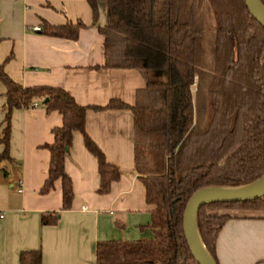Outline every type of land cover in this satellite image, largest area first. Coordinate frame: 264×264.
Here are the masks:
<instances>
[{
	"label": "trees",
	"instance_id": "trees-1",
	"mask_svg": "<svg viewBox=\"0 0 264 264\" xmlns=\"http://www.w3.org/2000/svg\"><path fill=\"white\" fill-rule=\"evenodd\" d=\"M93 23L103 3L106 23L104 66L141 68L146 86L128 105L111 99L105 106H82L60 87H24L13 81L0 62L6 88L2 141L7 158L10 116L40 100L47 112L62 115L52 129L47 179L41 194L62 184V209L74 197L65 172L74 132L97 161L98 194L110 192L121 177L85 131L88 109H129L134 124V170L152 207L153 237L137 241L98 242L96 264H197L182 228L185 205L196 191L209 187L250 185L264 176V26L255 21L243 0H86ZM264 6V0H260ZM82 22L51 25L44 35L76 40ZM47 99L45 103L43 101ZM264 212V197L235 204L201 207L196 226L215 264L216 241L229 214L210 210ZM48 224L47 216L41 220ZM21 264H41L38 251L22 252Z\"/></svg>",
	"mask_w": 264,
	"mask_h": 264
},
{
	"label": "crops",
	"instance_id": "crops-1",
	"mask_svg": "<svg viewBox=\"0 0 264 264\" xmlns=\"http://www.w3.org/2000/svg\"><path fill=\"white\" fill-rule=\"evenodd\" d=\"M64 25L82 22L76 40L42 34L43 22ZM106 23L103 3L93 23L86 0H0V62L5 73L24 87H60L82 106H105L111 99L128 105L146 86L141 68L104 66ZM6 88L0 81V264H21L22 252L38 251L41 264H96L98 242L137 241L153 237L152 207L134 170V124L129 109H88L85 131L121 177L110 192L98 194L97 161L76 131L65 162L73 200L62 209L58 180L41 194L47 179L52 129L62 124L57 111L36 106L16 108L10 116L7 158L4 115ZM22 183L18 193L17 182ZM257 212V211H256ZM229 219L216 241L218 264H264V212H227ZM47 216L48 224L41 220Z\"/></svg>",
	"mask_w": 264,
	"mask_h": 264
},
{
	"label": "water",
	"instance_id": "water-1",
	"mask_svg": "<svg viewBox=\"0 0 264 264\" xmlns=\"http://www.w3.org/2000/svg\"><path fill=\"white\" fill-rule=\"evenodd\" d=\"M251 17L264 26V6L260 0H243ZM47 99L43 101L45 103ZM241 187L246 189L238 190ZM264 197V176L256 182L240 187H209L196 191L187 200L182 228L187 247L197 264H215L208 254L196 226L201 207L212 204H235L255 201Z\"/></svg>",
	"mask_w": 264,
	"mask_h": 264
},
{
	"label": "rangeland",
	"instance_id": "rangeland-1",
	"mask_svg": "<svg viewBox=\"0 0 264 264\" xmlns=\"http://www.w3.org/2000/svg\"><path fill=\"white\" fill-rule=\"evenodd\" d=\"M38 102L41 103L40 100H38ZM234 211L243 212L245 215H254V214L261 213V212L250 211V210H226V209H214V210H210L209 213L212 215L219 216V215L225 214L227 212H234Z\"/></svg>",
	"mask_w": 264,
	"mask_h": 264
},
{
	"label": "built area",
	"instance_id": "built-area-1",
	"mask_svg": "<svg viewBox=\"0 0 264 264\" xmlns=\"http://www.w3.org/2000/svg\"><path fill=\"white\" fill-rule=\"evenodd\" d=\"M35 29L36 30H39L38 27H36ZM36 105H37L36 102H34L33 106H36ZM17 184H18L17 192L18 193H22L23 192V189H22V183H21V181H18ZM0 219H3V214H0Z\"/></svg>",
	"mask_w": 264,
	"mask_h": 264
},
{
	"label": "bare ground",
	"instance_id": "bare-ground-1",
	"mask_svg": "<svg viewBox=\"0 0 264 264\" xmlns=\"http://www.w3.org/2000/svg\"><path fill=\"white\" fill-rule=\"evenodd\" d=\"M243 189H246L245 187H241V188H239L238 190H243Z\"/></svg>",
	"mask_w": 264,
	"mask_h": 264
}]
</instances>
